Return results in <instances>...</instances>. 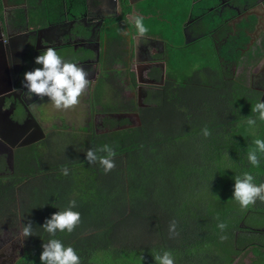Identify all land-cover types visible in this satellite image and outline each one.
<instances>
[{
    "label": "trees",
    "instance_id": "trees-1",
    "mask_svg": "<svg viewBox=\"0 0 264 264\" xmlns=\"http://www.w3.org/2000/svg\"><path fill=\"white\" fill-rule=\"evenodd\" d=\"M207 22L187 24L193 38L177 41L176 49L184 52L200 38L207 42L205 32L230 31L228 24ZM254 22L252 15L247 24ZM127 25L135 30L134 24ZM116 28L111 29L113 38L119 36ZM226 43L221 56L206 59V66L183 78L167 74L140 105L131 98L102 101L103 113L134 112L136 124L124 118L118 124L126 125L114 132H96L91 127L82 133H51L42 141L45 154L40 155L34 145L17 151L13 171L0 175V218L7 219L9 226L18 223L21 231V255L13 264H41L42 244L51 238L72 246L81 264H157L154 256L164 250L172 253L174 264L232 262L239 247L247 245L241 244L247 238L236 239L235 232L243 233L249 214L264 212V202L257 200L244 210L232 196L234 178L244 172L254 175L256 184L264 183V154L259 167L247 159L253 141L264 139V121L257 119L254 127L246 123L247 118L258 116L251 109L261 93L244 82L246 64L235 76L226 62L257 63L264 42L261 48L249 46L245 55L234 50L230 56ZM209 44L216 54L214 43ZM110 55V65L119 61L127 65L123 57L116 60L119 52L110 50ZM154 70L158 80L159 70ZM129 78L135 83L132 72ZM110 79V97L122 96L121 84L115 81L119 72H112ZM205 127L211 132L208 137L202 132ZM105 144L116 152L115 168L108 173L98 162L86 159L88 149ZM64 167L68 175L62 174ZM70 200L76 201L73 210L80 213L81 222L72 233L58 231L50 237L41 226L68 207ZM29 221L34 236L26 239L22 226ZM173 221L175 231L170 234ZM221 222L227 225L223 231L218 227Z\"/></svg>",
    "mask_w": 264,
    "mask_h": 264
},
{
    "label": "flooded vegetation",
    "instance_id": "flooded-vegetation-1",
    "mask_svg": "<svg viewBox=\"0 0 264 264\" xmlns=\"http://www.w3.org/2000/svg\"><path fill=\"white\" fill-rule=\"evenodd\" d=\"M232 1L202 0L200 5H197L196 10H190L185 16H183L184 12H175L173 17L184 26L181 31L186 40L192 37V34L186 29L187 24L202 23L203 18H205V22L208 21L205 24L212 22L230 25V31L225 34L222 40L220 39V42L216 36L217 32L220 31L205 32L207 42L210 37L209 43H214V45L215 41L220 43L215 45L217 57L219 56L220 45L226 43L231 37L229 40L231 46L227 51L230 56L236 49L240 38V34L234 30V21L237 20L239 12L232 13L236 9ZM158 2L159 0H0V167L2 168L0 173H3L2 175L9 173L5 153L8 148L13 153L14 161L17 151L22 147L42 144L45 137L51 133L59 134L66 130L72 131L69 129V122L65 121V129L45 128L44 122H50V118L45 115L46 110L49 109L47 106H50L51 112L53 108L55 109L56 119L54 120L58 126L64 119L63 116L61 117L62 113L72 119V116H77L80 110L87 115L90 122L94 119L93 113L96 112V108L100 113H103L101 103L104 99V101H108L106 98L94 97L103 74L105 75V87L111 89V73L120 72V79L115 81L121 84L123 97L114 96L110 98L119 99L120 102L131 98L139 104H142L143 99L147 98L148 92L154 88L153 86L161 84L167 78V73L164 74V71L167 72L168 64L166 62L164 64L167 54L161 40L155 41L147 33L143 37L139 36L135 44L134 35L137 34L135 30L130 31L127 25L130 24L129 21L133 14L142 17L149 15V18H161L159 21L168 22L171 20L173 17L164 18L166 20L159 17V10H154ZM194 6L195 4L192 5V7ZM225 8L229 9L228 12H223ZM244 9L243 13L248 16L250 7ZM215 12H217V16L213 15ZM112 27H117L118 37H112ZM122 31H129L130 35L125 36ZM146 36L147 40L144 39ZM259 38V35L257 37L250 35L246 43L252 49L256 46L260 48L261 38ZM5 39L8 41L7 44L4 43ZM149 46H158L156 58L155 55L151 54L148 57L155 60L156 64L152 67L151 64L150 67L147 66L150 71L148 75L145 73L146 77H141L142 82H137L135 77L136 81L133 83L129 75L131 71L133 72L132 60L135 57V48L139 49V56L141 57L147 56ZM48 47L55 48L64 60L82 67L87 72L86 79L91 78L93 80L91 86H88L78 98L79 103L70 110H58L52 104L47 105L46 102H43L44 98L41 100L36 95L30 96L27 94V89L23 87L24 73L42 67L35 64V58ZM110 50L120 52L122 57L125 56L123 60L127 65L123 63L110 65V60L107 59ZM157 63H160L161 66ZM244 63L238 65L233 61L232 69H234L235 76L243 70ZM250 68L252 70V67L247 65L246 81L258 88L254 82H257V79H252L253 71L250 72ZM154 69L159 70L158 80L155 79L157 73ZM133 73L136 76V73ZM47 102L51 103L48 99ZM78 116L82 117L83 115ZM6 119L10 125L6 123ZM34 121L40 126L44 137L29 145L19 146L17 143L21 141L22 137L18 136L22 134L39 137L40 133L35 130ZM23 124L26 126L25 128H17ZM15 129L20 131H15ZM4 137L8 140L6 141Z\"/></svg>",
    "mask_w": 264,
    "mask_h": 264
},
{
    "label": "clouds",
    "instance_id": "clouds-1",
    "mask_svg": "<svg viewBox=\"0 0 264 264\" xmlns=\"http://www.w3.org/2000/svg\"><path fill=\"white\" fill-rule=\"evenodd\" d=\"M252 15L255 20L258 18L254 13ZM143 19L142 16L133 14L129 21L134 24L135 32L140 37L148 33V28L144 25ZM122 34L125 36L130 35L129 31H122ZM4 43H8L7 39L4 40ZM35 64L42 67H37L24 73L23 87L27 89V94L30 96L36 95L41 100L44 97H49L51 104L58 110L70 109L79 103L78 98L90 84V81L86 79L87 72L82 67H78L77 64L71 61L64 60L56 49L52 47L44 49L35 58ZM133 75L135 76L134 73ZM251 111L257 113L258 116L256 119L247 118L246 123L250 127L256 125L257 119L264 121V101L259 100ZM202 132L205 137L211 135L207 127ZM253 144L254 147L250 148L247 153V159L252 166L259 167L260 154H264V139L257 138L253 141ZM98 153H103V155H98ZM115 156L116 152L108 144L98 149L90 148L86 151L87 161L91 164L98 162L105 173L115 168ZM61 171L63 175H68L66 167L62 168ZM234 181L232 196L233 200L239 203L241 209L246 210L249 206L254 205L257 200L264 202V183L256 184L254 182L255 177L250 172L235 176ZM75 207L76 201L70 200L68 207L52 214L41 227L50 237H55L58 231L72 233L81 222L80 213L73 210ZM175 226L173 221L169 226L170 234L174 233ZM218 227L223 231L227 225L221 222ZM22 235L26 239L34 236L33 225L30 221L22 226ZM221 239H226V237L221 236ZM42 248L43 251L40 255L41 264H81V258L76 250L72 246H65L59 239H49L42 244ZM154 260L157 264H174L172 253L167 250H164L162 254L157 253L154 256Z\"/></svg>",
    "mask_w": 264,
    "mask_h": 264
},
{
    "label": "rangeland",
    "instance_id": "rangeland-1",
    "mask_svg": "<svg viewBox=\"0 0 264 264\" xmlns=\"http://www.w3.org/2000/svg\"><path fill=\"white\" fill-rule=\"evenodd\" d=\"M192 7V0H159V2L155 5L154 10H159V17L164 18H172L173 13L177 12H184L187 8L190 10ZM183 10V11H182ZM228 8L224 9L223 12H228ZM166 12V13H165ZM237 12V9L235 11H232L234 14ZM214 16H217V12L213 14ZM143 23L148 28L149 32L148 34L152 39L155 41L161 40L163 43V48L167 54L166 63L167 65V74L170 75L172 72L175 73L176 77L183 78L185 75L189 74L192 70H195L197 68L203 67L207 65V60L214 61L217 56L215 54V50L213 51L210 48L209 41L211 38H208V47L207 42L203 41V39H199L198 42H195V45L191 48L185 49L184 52H181V48L176 49L175 47L177 41L182 43L185 37H183L181 40L178 37L179 35L182 37L183 33L181 31L182 23L180 21H176L173 18L166 21H159L161 18H149V15L143 16ZM166 20V19H164ZM174 21V22H172ZM205 18L202 19L201 25L204 26ZM214 26V25H212ZM230 26V25H229ZM221 33H224L222 31ZM155 34V35H154ZM224 36L218 35V38L221 39ZM231 38V37H230ZM229 38V40H230ZM186 40V38H185ZM228 40V41H229ZM216 42V41H215ZM179 43V44H180ZM231 46V42H229ZM182 46L179 45L178 47ZM206 51V53H205ZM221 51V50H220ZM120 53V52H119ZM122 55V54H121ZM121 55L116 57V60L121 59ZM127 55V53H126ZM221 56L219 52V57ZM170 57H173L172 60H170ZM112 56H107L108 60H111ZM125 59V56L123 57ZM227 60V59H226ZM121 61H119V64ZM170 63H172L170 65ZM229 64L230 68L226 66V69L232 74L234 69L233 68V60H228L226 62ZM161 66L160 63H157ZM258 65V62L256 63V66ZM41 66V65H37ZM242 71V70H241ZM120 73V72H119ZM246 73V72H245ZM174 75V76H175ZM124 78V77H123ZM246 78V74H245ZM90 81L89 87L91 86L92 79H87ZM247 85L248 82L244 81ZM99 84L104 86L103 89H100V87L96 90V93L94 97L96 98H106L109 99L112 94V89H107L105 87L106 83L104 81V78L101 76V79L99 81ZM86 87V89L88 88ZM108 87V86H107ZM254 89H258L254 87ZM259 90V89H258ZM261 96V95H260ZM47 99L50 100L49 97H44V101L46 104H51L47 102ZM126 100H123V102ZM138 105H140L138 103ZM49 109L46 110L45 115L50 118V122H44V127L47 129L50 128H58V129H65L64 121L69 122V129L72 131H77L82 133V131L88 130L90 127H92L96 132H102L104 130H109V132H114L116 130H119L126 124H118V121L122 119L129 120L128 124L134 125L137 123V116L134 112H123V113H108L103 114L98 111L96 108V112L93 113L94 119L93 121H88V117L86 114H84L81 110L79 111L78 115L80 116H72V119L70 116H66L65 113H62L61 117L63 116V121L61 125L58 126L56 124L55 117V109H52V112L50 111V106H47ZM70 110V109H69ZM67 112V111H66ZM103 114V115H102ZM53 120H52V119ZM107 119H111V121H107ZM90 125V126H89ZM35 149L39 152L40 155L42 153H46V148L42 144H35ZM237 205H239L238 202H236ZM249 215V218H247V222H252L255 217ZM257 218V217H256ZM253 223L258 224H264V216L262 218H257V220ZM21 255V231L18 223H13V226L8 225L7 219L0 218V264H13L17 259H19Z\"/></svg>",
    "mask_w": 264,
    "mask_h": 264
},
{
    "label": "crops",
    "instance_id": "crops-1",
    "mask_svg": "<svg viewBox=\"0 0 264 264\" xmlns=\"http://www.w3.org/2000/svg\"><path fill=\"white\" fill-rule=\"evenodd\" d=\"M201 1L200 0H192V5L195 4V6L192 7L193 9H191V10H193V11L196 10L197 5H200ZM232 3L234 5V7L237 9V11L239 12L238 16H237V20L234 21V23H235V29L234 30L236 32H238V34H240L239 41H240V39L242 41V38H243L242 35L245 36V38H243L244 41L243 42L240 41L241 46L244 45V48H243V46L241 47L240 45L237 44L235 51H241L243 53V55H245L244 54L245 51H247L249 48L248 44L246 43L247 37L250 38V35H255L256 37L259 35L261 38V47L263 46V42H264V10H263L264 0H233ZM245 7H250L251 12H250V10L248 11V13H249V14H247L248 16H246L245 13H243V9ZM187 10H188V8L184 11V15H185ZM253 12L260 13V15L257 18L259 20V22L256 19L255 22L253 23V25L251 26V25H248L247 23L249 22V18L252 17ZM173 19L175 20L174 17H173ZM242 21H244L246 24H242L241 23ZM237 25H241V27H239ZM240 29L243 30L244 32L239 33ZM226 33L227 32L221 33V31H220V32H217L216 36H217V38H218V35L224 34V36H225ZM134 36H135L134 40H135V44H136V40L139 38V36L138 35H134ZM200 36H202L201 33L199 34L198 37H200ZM224 36L221 38V40L224 38ZM192 38H193V36L191 38H189L188 40L191 41ZM144 39L147 40V36ZM218 40L220 42L219 38H218ZM219 42H215V45H219L220 44ZM224 45H227V43H225V44L222 43L220 45V50ZM207 47H208V42H207ZM157 48H158V46H149L148 47L149 51L147 53V56L143 55L141 57L139 56L140 55L139 49L135 48V53H134L135 57L132 60V65H133L132 70H133V72L136 73V75L138 74L139 79H142L141 77H146L145 73L148 75V72L150 71V69L147 68V66H149L151 64V67H152V65L156 64L155 60L149 59L148 57H149V54H151V55H155L154 57L156 58V54L158 55V49ZM215 49H216V47H215ZM242 50H244V51H242ZM165 59H166V57H165ZM147 61L150 63H148ZM157 61H159V60H157ZM249 61L244 60L242 63L245 62L244 64L248 65V67H252V70L250 68L249 71L250 72L253 71V73L251 75L252 79L253 78L257 79V82L256 81H254V82L256 83V86L259 88V90L258 89H256V90L261 93V100L264 101V99H263V96H264V53L258 59V61H257L258 65L257 66H256V63L253 65H250ZM164 62H166V60ZM249 84L250 83L248 81V87H251L252 89H254L255 86H253L252 84H250V85ZM251 214H252L251 216L255 217V219H253L251 223L246 222V224L243 228L244 229L243 233L240 230H237L235 232V238L236 239L239 237L247 238L248 243H246L247 241L241 243V244H247V245H243L242 247H239V248H241L239 250V253H237V255H232V262L230 264H264V224L253 223L257 220V218H262V216H264V212H255L254 211ZM249 215L247 216V218H249Z\"/></svg>",
    "mask_w": 264,
    "mask_h": 264
},
{
    "label": "water",
    "instance_id": "water-1",
    "mask_svg": "<svg viewBox=\"0 0 264 264\" xmlns=\"http://www.w3.org/2000/svg\"><path fill=\"white\" fill-rule=\"evenodd\" d=\"M264 10V8H263ZM254 15H256L257 17H259L260 13H257V12H253ZM257 21L259 22V20L257 19ZM137 76V75H136ZM137 79V82H142V79H139V77L137 76L136 77ZM6 123L10 125L9 121L6 119ZM14 125V124H13ZM21 127H17L18 129L20 128H25L26 126L23 125H20ZM34 128L35 130H37L40 135L39 137H35L36 135H30V134H22L21 136H18V137H22L21 141H19L17 144L19 146H25V145H29L33 142H35L36 140L40 139V138H43L44 137V133L43 131L41 130L40 126L34 121ZM18 129H15V131H20ZM24 135V137H23ZM4 139L7 141L8 138L4 137ZM6 164H7V167H8V171L9 172H12L13 171V153L11 152V149L8 148L6 151ZM1 174V173H0Z\"/></svg>",
    "mask_w": 264,
    "mask_h": 264
}]
</instances>
